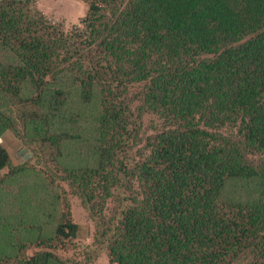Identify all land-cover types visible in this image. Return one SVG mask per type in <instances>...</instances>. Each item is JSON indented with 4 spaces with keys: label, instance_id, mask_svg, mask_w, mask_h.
<instances>
[{
    "label": "trees",
    "instance_id": "16d2710c",
    "mask_svg": "<svg viewBox=\"0 0 264 264\" xmlns=\"http://www.w3.org/2000/svg\"><path fill=\"white\" fill-rule=\"evenodd\" d=\"M84 1L65 30L34 0H0V44L18 60L0 59V81L16 94L29 80L40 97L52 83L56 111L73 92L97 96L96 162L63 177L108 264H264V0ZM76 231L62 213L57 237ZM16 261L61 262L47 250Z\"/></svg>",
    "mask_w": 264,
    "mask_h": 264
},
{
    "label": "rangeland",
    "instance_id": "374dc122",
    "mask_svg": "<svg viewBox=\"0 0 264 264\" xmlns=\"http://www.w3.org/2000/svg\"><path fill=\"white\" fill-rule=\"evenodd\" d=\"M34 6L65 30L80 26L88 11L84 0H34ZM0 59L18 62L2 44ZM52 86L40 97L29 80L21 82L16 94L0 81V144L9 154V164L0 170V264H19L17 258L40 250L57 255L58 264H108L106 249L94 241L93 219L63 177L66 167L96 162L97 96L85 104L73 92L56 111L49 101ZM159 124L156 116L146 114L142 132L152 133ZM62 131L74 137L57 145L43 141ZM234 190L231 184L227 194L233 196ZM114 205L109 200L106 211ZM66 212L77 224L76 234L57 237L55 227Z\"/></svg>",
    "mask_w": 264,
    "mask_h": 264
},
{
    "label": "crops",
    "instance_id": "0c3cea01",
    "mask_svg": "<svg viewBox=\"0 0 264 264\" xmlns=\"http://www.w3.org/2000/svg\"><path fill=\"white\" fill-rule=\"evenodd\" d=\"M38 1H40V0H38Z\"/></svg>",
    "mask_w": 264,
    "mask_h": 264
},
{
    "label": "water",
    "instance_id": "95a60500",
    "mask_svg": "<svg viewBox=\"0 0 264 264\" xmlns=\"http://www.w3.org/2000/svg\"><path fill=\"white\" fill-rule=\"evenodd\" d=\"M25 158H27V157H25Z\"/></svg>",
    "mask_w": 264,
    "mask_h": 264
}]
</instances>
